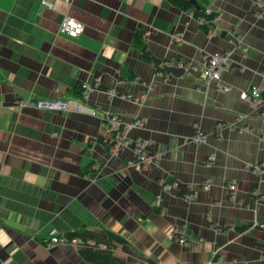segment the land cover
Masks as SVG:
<instances>
[{"label": "crops", "instance_id": "1", "mask_svg": "<svg viewBox=\"0 0 264 264\" xmlns=\"http://www.w3.org/2000/svg\"><path fill=\"white\" fill-rule=\"evenodd\" d=\"M46 1L53 7L0 0V264H89L67 243L36 240L76 230L123 238L114 251L123 264H264V173L248 168L264 163V0H196L217 13L208 34L167 0ZM64 17L81 35L59 31ZM140 30L152 62L134 44ZM224 50L234 67L210 81L203 58ZM176 61L192 72L169 73ZM78 85L88 88L80 112L71 92ZM250 86L261 91L257 106L239 98ZM44 98L69 100V111L14 105ZM108 114L145 120L127 136L149 141L155 164H130L129 147L112 155ZM195 130L200 143L190 139ZM164 182L172 190L156 206ZM227 183L236 185V201ZM185 188H196L193 200L178 196ZM176 225L189 233L185 246L173 239Z\"/></svg>", "mask_w": 264, "mask_h": 264}, {"label": "built area", "instance_id": "2", "mask_svg": "<svg viewBox=\"0 0 264 264\" xmlns=\"http://www.w3.org/2000/svg\"><path fill=\"white\" fill-rule=\"evenodd\" d=\"M264 5V2L262 3ZM41 5L47 8H52L53 5L49 3L46 0H41ZM210 10L205 9L203 11L204 14H209ZM199 24L205 22L204 18H200L197 20ZM59 31L63 33L65 36L69 38H76L82 33V27L81 25L75 21L74 19L70 17H64L59 25ZM172 39L178 41L181 39L180 34H173ZM241 54H246L247 48L241 47L240 48ZM204 72L206 73V76L210 81L217 82L220 79V76L224 72L230 71L234 67V63L232 60V51L231 50H224V51H216L211 54H206L204 56ZM176 67L184 70V76L189 75L193 67L187 63L176 61ZM160 76H162L163 81L166 80V75L158 72ZM124 80L118 79L116 82V86L123 85ZM208 82L204 83V85H208ZM96 84H98V80H96ZM95 84V85H96ZM217 89L219 91H226V87H220L218 86ZM88 93V88H85L82 86V90L80 93V97L76 98L77 105L75 108L76 112H80L84 109V106L82 105L86 95ZM104 93L108 98H111L115 95H119L116 91V88H111L104 90ZM121 96V95H119ZM126 100H132L131 95L123 96ZM239 98L243 101L249 102L253 106H257L261 103L263 98H261V91L256 86H250L247 90L241 91L239 93ZM145 97L143 95L135 98V102L137 104H142ZM15 106L19 108H24L29 105H33L35 108H37L40 111L43 112H50V113H56V114H64L69 111V100L62 99V98H44V99H18L14 103ZM94 114V112H92ZM264 117V114H263ZM105 121L108 126V128L113 133V144L111 148L112 155H116L119 151H121L125 147H129V149L132 152L133 160L130 162V164L136 165L139 169H146L149 165L155 164L158 159L157 154L149 153L148 152V145L150 144L149 141L141 139V138H135V139H129L127 136V133L130 130L133 129H142L144 128L145 120L143 119H135L130 123L123 122L122 119H120L118 116L108 114L105 116ZM221 123L217 124V129L219 130L221 128ZM218 138H220V134L217 133L216 135ZM190 139L195 143H200L203 141V133L201 131L195 130L194 133L191 135ZM214 160V157L211 155L207 158V164L210 165ZM248 168L252 172L256 173H264V163H254L252 165H248ZM172 184L171 183H162L160 185V191L159 194L156 196L154 204L157 206L160 204V199L162 194H166L172 190ZM202 189H208L209 188V182L205 181L201 185ZM224 188L228 190L229 192V199L231 201H236V185L233 183H227L224 185ZM196 188L189 189V193L185 194L182 198L185 201H191L196 197ZM240 205V203H239ZM173 239L179 243L180 245H187L188 239H189V233L184 225H176L173 228L172 231ZM58 243H67L68 245H71L76 248H88V249H100L102 248L101 244L95 245L93 242H80L78 239H72L70 242H68L65 238L62 237H55L52 236L46 243V245H54ZM264 261V256H263Z\"/></svg>", "mask_w": 264, "mask_h": 264}, {"label": "trees", "instance_id": "3", "mask_svg": "<svg viewBox=\"0 0 264 264\" xmlns=\"http://www.w3.org/2000/svg\"><path fill=\"white\" fill-rule=\"evenodd\" d=\"M167 2L182 10L183 12L191 14L192 18L194 20H198L200 18H203V11L205 10L204 7H201L196 0H167ZM200 29L204 34H208L211 29L214 27L212 22H203L199 24ZM143 36L144 31H136L133 36L134 44L140 47V53L141 58L145 62H152L153 58L150 55V53L146 50L142 51L144 48L143 43ZM157 67V72H160L162 74H166L164 68H158L157 64H155ZM128 70V69H127ZM130 75H132L131 71H128ZM164 72V73H163ZM133 77V76H131ZM134 80V79H133ZM101 90H106L102 86H98ZM82 90V85H78L75 88L71 90L72 94L75 95L76 98L80 97V93ZM101 141V139H98ZM89 168L87 167L81 171V174L88 173ZM189 191L187 188L183 189L182 191L178 192V196L183 197L185 194H188ZM249 228V225L242 226L241 228H238L237 230L239 232H243ZM55 237H62L61 235H56ZM51 237H45V238H36V240L46 245L47 241ZM63 238H65L68 242H70L72 239H78L80 242H93L95 245L101 244L102 248L99 250L95 249H88V248H78L77 253L81 260H83L86 263L89 264H123L124 260L120 257H117L114 253L115 249L119 245L126 244V241L112 233H106V234H98L96 232H92L89 230H76L73 232H69L67 234L63 235Z\"/></svg>", "mask_w": 264, "mask_h": 264}, {"label": "water", "instance_id": "4", "mask_svg": "<svg viewBox=\"0 0 264 264\" xmlns=\"http://www.w3.org/2000/svg\"><path fill=\"white\" fill-rule=\"evenodd\" d=\"M216 16H217V13L215 11H211L209 14H204L203 18L206 22H213L215 20ZM146 49H147V47L145 45L142 51H144ZM153 60H154V58H153ZM157 63L159 64L160 61H157ZM165 69L177 78H182L185 74L183 69H180L177 67L171 66V67H167Z\"/></svg>", "mask_w": 264, "mask_h": 264}]
</instances>
